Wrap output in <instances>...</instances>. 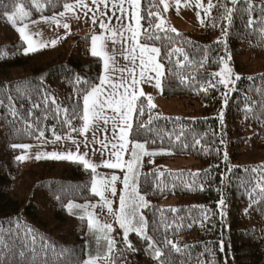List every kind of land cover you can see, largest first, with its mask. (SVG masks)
Wrapping results in <instances>:
<instances>
[{
	"label": "trees",
	"instance_id": "1",
	"mask_svg": "<svg viewBox=\"0 0 264 264\" xmlns=\"http://www.w3.org/2000/svg\"><path fill=\"white\" fill-rule=\"evenodd\" d=\"M19 2L31 13L28 18L13 26L0 15V264H79L86 260L87 219L67 205L96 198L91 169L67 160L18 161L24 148L11 145L49 142L53 132L81 136L72 129L83 127L82 97L99 85L103 59L91 55V33H68L55 46L25 54L27 43L16 28L61 12L65 0H39L42 12L30 0ZM11 3L0 0V8ZM212 4L199 28L172 32L165 23L167 31L161 32L155 24L163 18L164 6L159 0H140V40L145 42V30L160 36L147 42L161 49L162 95L201 105L193 118L166 114L159 107L149 112L146 97L137 101L138 106L143 101L145 114H133L129 138L160 153L145 156L139 172V190L149 201L147 235L164 252L160 259L166 264H264V167H257L264 166V0ZM225 7L231 9L230 19L223 18ZM150 11L159 16L149 17ZM178 47L183 53L165 56ZM221 57L234 66L233 83L227 89L217 84L201 90L223 67ZM189 156L196 160L194 167L163 170L164 161ZM130 242L135 251L118 239L114 264H159L148 241L132 233Z\"/></svg>",
	"mask_w": 264,
	"mask_h": 264
},
{
	"label": "snow or ice",
	"instance_id": "2",
	"mask_svg": "<svg viewBox=\"0 0 264 264\" xmlns=\"http://www.w3.org/2000/svg\"><path fill=\"white\" fill-rule=\"evenodd\" d=\"M31 4L37 11H43V5L39 3V0H30ZM54 0H47V3L52 4ZM127 3L133 9L131 16L133 23L125 24L123 22L122 17L128 12V9L124 7V4ZM159 3L162 4L163 11H168L169 4L167 0H159ZM177 5V9L180 6L181 0H175ZM232 3L235 4L236 0H232ZM92 4L96 5V9L99 12L100 16L107 15L106 12L100 11V5H103L105 9L108 7V0H92ZM185 6H188V0H185ZM196 7L204 8V5L200 2V0H196ZM214 5L209 0L208 5L204 8L205 14H210L211 9ZM64 11L59 13L60 17H64L67 13L74 12L76 8H85L87 11H92L91 8L88 7L85 0H76L75 4L67 2L63 3ZM113 13L112 15L115 16L116 11L118 10L121 13L120 17H116L117 19V26L116 27H109L108 24H105L103 20H100V27L105 30L106 33L111 34V42L113 44V49L111 53L107 51V41L108 37L103 34L100 35H92L91 36V55L94 57H101L104 61V75L99 77V85H94L91 87L90 91H86L83 94V107H82V120H83V127L79 130L73 128L72 131H78L80 134L87 132L90 126L93 124L94 121L103 120L105 124L108 123L109 118L105 115V109H111L115 116H113V139H115L116 143H111V152L110 158L103 160L101 164L93 163L90 159H86L88 156L87 152L81 154L80 152V142L72 140V143L76 145V151H67V152H50V153H37L36 159H54V160H67L78 162L84 166L85 169H91L92 172V180H91V191L95 195L100 197L102 201L101 209L107 208L110 214H113L115 217V221L119 224V227L123 230V242L126 245V250L135 251L133 245L128 239L129 233H136L139 237L143 238L144 240L148 241V247L151 250L153 259L159 261V264H166V259L161 260L160 258L164 256V252L155 247V241L152 237L147 235V221L145 217L140 213V209L147 207V201L145 199V195L141 194L138 188V177L139 171L138 169L142 165V158L144 156H155L160 153L155 151H148L146 149V142L141 143L136 140H129V134L133 129V114L137 113L140 116L145 114V108L143 106V101L140 102L138 106L137 101L140 97L145 96V93L140 90L137 92V85L141 82L150 83L151 80L155 79V88L162 90V78L165 76V69L164 64L160 62L158 59L161 56V49L159 47L151 46L147 41L158 40L160 36L157 34L155 30L148 31L145 30L144 33V43L139 42V37L141 36V19L140 16V0H118V3L113 2L112 4ZM0 15H3L9 22L16 25L17 19L24 20L28 18L31 13L25 10V4L23 2H19V0H12L11 6L8 4L2 5L0 8ZM87 15V12H85ZM149 17L152 16H159V12L148 13ZM200 14L197 12V17L199 18ZM231 17V9L225 7V15L224 19H230ZM43 20L56 23L57 26H60V21L57 19L55 15L51 17H42ZM97 22V16L93 14L92 16V23L95 24ZM111 22V18H109V23ZM201 24L204 23L203 20L200 21ZM148 23L151 25L153 21L151 19L148 20ZM249 25L253 24V21L249 20ZM65 29H69L68 23H63L62 25ZM155 29L161 32H166L167 29L165 28V21L163 18H160L159 23L155 24ZM16 31L19 32L21 39L27 43L28 47L25 49V54L28 52H35L40 50L43 47H46L44 43L35 42L31 35L27 32V25L23 27H17ZM172 32H176L173 28L171 29ZM127 32L130 34L129 37L125 38L124 33ZM261 37L264 39V28L260 30ZM177 35H179L177 33ZM227 33L225 32V36ZM119 37V40L117 39ZM128 39L132 41L130 47H124L127 43ZM121 44V48L117 50L115 45L117 43ZM53 46L57 43V41L51 42ZM138 50V54H137ZM123 55L125 59L131 58L133 65L137 59H139V79H137L135 74V67L133 68H120L117 69L115 67L116 60L115 56L117 52ZM182 48H175L172 52L165 53L167 58H171V55L175 53H183ZM184 59L187 60V55L184 56ZM228 59L230 60L231 57L229 55ZM221 61L223 62V67L220 69L219 72L212 73L211 78L206 79L205 85L201 86V90L207 91L208 88H215L217 84L223 85L226 89L229 87L232 80V69L228 66L227 61L221 57ZM179 64V61L176 62ZM201 66H203L201 64ZM119 71L121 73L120 82L115 83L112 81V73ZM127 71L129 73V77L131 79V83L128 84V78L124 77L122 73ZM148 73H155V77L149 76ZM215 77H219L215 83L212 81ZM185 77L181 76V82ZM236 80H239L240 77L237 75L235 77ZM81 78L77 77V82H80ZM84 83H88V81H84ZM109 85L110 91H107L105 94L104 85ZM127 85V86H126ZM120 89H123L121 92ZM225 95V104H227V93ZM9 101H11L12 97H8ZM36 107L37 105H33ZM155 105L152 101L151 95L147 96V108L149 112ZM67 112V110H65ZM223 112L221 111L219 117L223 120ZM153 117L149 115V119L147 121L148 124L151 123ZM144 124H140V127H144ZM117 128L119 129V133L117 135ZM43 131L40 132V137H43ZM56 141H60L61 137L59 135H55L53 132ZM68 138H71L70 135ZM39 139V137H37ZM179 139V137H177ZM93 142H95V135L93 136ZM84 147H88V140L85 138L83 141ZM199 143V141H197ZM131 145V147H129ZM12 148H24L27 149L30 146L27 144H13L11 145ZM102 147L107 149L108 144L103 143ZM163 152V150H161ZM129 154V159H124V154ZM93 154H95V150H93ZM27 157L26 156H18L16 159L18 161H23ZM227 153L224 154V159L227 160ZM98 167H105L107 169H120L124 171L122 184L123 188L118 195V209H113V201L108 199L105 195L106 192H110L113 197L117 196V181L121 178L115 174H112L110 178L99 177L97 178V168ZM257 167H264V166H257ZM256 168H253L255 171ZM195 175V174H193ZM258 187H260L258 182ZM255 190V189H254ZM260 191L264 194V187H260ZM220 204L223 205V199L220 200ZM68 209L71 211L73 208H79L83 210L84 215L80 217V219L87 218V225L89 232L96 236L97 244L101 239L106 241L107 251L101 255L98 251L96 256H89L88 259L79 262V264H98L99 261L103 260L104 264H114L112 260V252L115 249L116 242L115 240L109 235L113 232V226L111 223L104 222L101 223L97 218L94 211H90L89 208L95 209L96 205H79L69 202L67 205ZM32 229H29V232H32ZM2 243V242H0ZM166 244H170L171 247L176 251L179 252L180 248L170 240L165 241ZM7 245H5L6 247Z\"/></svg>",
	"mask_w": 264,
	"mask_h": 264
},
{
	"label": "rangeland",
	"instance_id": "3",
	"mask_svg": "<svg viewBox=\"0 0 264 264\" xmlns=\"http://www.w3.org/2000/svg\"><path fill=\"white\" fill-rule=\"evenodd\" d=\"M114 2V0H111ZM115 2L118 3V0H115ZM169 4L168 11L165 12L163 15V20L166 24H169V26L176 31H191L195 28H199L201 25L202 16L208 15L205 14L204 8L207 7L208 2L204 3L203 0H200V2L204 5V8H198L196 7V0H188V6H185V0H181L180 6L177 9V5L175 3V0H167ZM87 3L88 7L92 9V11H87L85 8H76L74 9V12L67 13L64 17L58 16V20L60 21V26H57L56 23L52 22L51 20L45 21L42 19V17L37 18L35 20H32L30 22H27L24 25H27V32L31 35V38L39 43H44L47 45H52V41L61 40L64 36H66L68 33H79V34H87L91 33L92 35H97L100 32H103L106 37L109 38L111 42V35L110 33H106L104 29L100 27V20H103L104 22H109V18H100L99 23L93 24L92 23V16L93 14L97 15V9L96 5L92 4V0L85 1ZM212 3V0H211ZM127 3L124 4V7H127ZM130 7V5H128ZM108 9V7H107ZM132 8H129V11L122 17L123 22L127 24L129 20H131V23L134 24V21L132 19H126V17H130V11ZM100 11H106L104 9L103 5H100ZM85 12H87V15H85ZM140 12V9H139ZM197 12H199L200 16L197 17ZM204 12V13H203ZM116 16H119V13L116 14ZM120 17V16H119ZM69 24V29H65L62 25L63 23ZM111 22L116 23V18H111ZM106 24V23H105ZM23 24L19 27H23ZM99 26L101 29L96 27ZM80 28V29H79ZM79 29V30H74ZM67 32V33H65ZM65 33V34H64ZM109 34V35H108ZM125 38L129 37L130 34L125 32L124 33ZM119 40V37H117ZM139 42L143 43L140 40ZM112 43V42H111ZM119 42L116 44V47L119 46ZM132 44V41L128 39L127 43L124 45V47H130ZM154 46V45H152ZM28 47V45H27ZM156 47V46H155ZM109 52V49H107ZM138 54V50H137ZM116 64L119 68L124 66L125 69L127 68H133L135 67V74L137 79H139V59L136 60L135 65H133L131 58L125 59L123 55L117 54ZM159 59V58H158ZM248 57H245L244 60L246 61ZM160 60V59H159ZM228 63V66L232 69V80H233V73H234V66L230 65L229 61L226 60ZM161 62V61H160ZM162 63V62H161ZM249 69V68H248ZM122 75L125 77L128 75V72H123ZM149 76L155 77V73H148ZM115 83H119L115 82ZM128 84L131 83V79L129 78L127 81ZM155 79L153 78L150 83H144L141 82L137 85V92L142 90L145 93V96L147 99L148 95H151L152 101L155 105V107H159L164 113L170 114L173 116H188V117H196L197 116V110L201 107V105L197 102H195L193 105H191L186 99L181 98H168L163 96L162 90L155 88ZM105 86V85H104ZM127 86V85H126ZM105 94L107 91H110L109 85H107V88H105ZM122 92L123 89H120ZM115 116V113H112L110 116H108L109 121L107 124L100 123V121H94L93 124L90 126L89 130L87 132H84L79 137H72L68 138L69 135H62L60 141H56L54 138L53 140L49 142H34V143H28L30 147L27 149H23L18 156H26L27 158L25 160H31L36 158L37 153H50L53 151L56 152H67V151H76V145L72 143V140H75L77 142H80V152L81 154L84 152L88 153V156L86 159H90L93 163L101 164L103 160L110 158V152H111V143H116L117 141L113 139V122L112 117ZM119 133V129L117 128V135ZM95 135V142H93V136ZM87 138L88 140V147H84L83 141ZM130 140V138H129ZM106 143L108 144V148L105 149L102 147V144ZM142 143V142H141ZM131 147V145H129ZM148 150V148L146 147ZM93 150H95V154H93ZM145 156L142 158V164L144 162ZM47 159V158H42ZM124 159H129V154H124ZM196 163V160L192 157H176L172 160H166L162 163L163 170L167 171H178L185 167H194V164ZM142 166V165H141ZM141 168V167H140ZM140 168L138 171L140 172ZM124 171L120 169H107L105 167H98L97 168V178L99 177H105L110 178L112 174H115L119 176L121 179L117 181L116 187H117V196L113 197L110 192H106L105 195L108 199H111L113 201V209H118V195L120 191L123 188L122 179ZM93 175V174H92ZM139 179V177H138ZM139 188V185H138ZM140 191V190H139ZM141 193V192H140ZM142 194V193H141ZM144 195V194H143ZM145 199L147 201V205L149 203L148 198L145 196ZM168 201H162V205L169 204ZM96 205L95 209L89 208L90 211H94L97 218L101 223L108 222L111 223L113 226V232L109 235L115 240V242L118 241V239L121 237L123 239V230L119 227V224L115 221V217L113 214H110L108 212V209L105 207L101 209L102 201L100 200V197L96 195V198L93 200H89L83 203H79V205ZM145 208H141L139 211L140 213L145 217ZM70 212H73L76 215L82 216L84 215L83 210L79 208H73ZM86 218V217H85ZM87 219V218H86ZM146 220V217H145ZM134 233V232H133ZM132 233H129L128 239L130 241V236ZM100 252L101 255H103L107 251V245L106 241L101 239L99 242V245L97 244L96 236L89 232V229L87 231L86 235V259L89 258V256H96L97 252ZM112 255V254H111ZM98 264H104V261L101 260L98 262Z\"/></svg>",
	"mask_w": 264,
	"mask_h": 264
},
{
	"label": "crops",
	"instance_id": "4",
	"mask_svg": "<svg viewBox=\"0 0 264 264\" xmlns=\"http://www.w3.org/2000/svg\"><path fill=\"white\" fill-rule=\"evenodd\" d=\"M85 1H87V0H85ZM75 2L76 1H74V2H71V3H73V4H75ZM112 4H113V2L111 1V0H108V9H106V13H107V15H105V16H100V14H99V12H97V17H98V19H100V18H116V17H119V16H121V13L117 10L116 11V14H118L119 13V16H116V14H115V16H113L112 15V13H113V8H112ZM127 9H128V11H129V6L127 5V7H126ZM105 9V8H104ZM64 11V9L61 11V12H63ZM132 11H133V9L130 11V17H126V19H132V16H131V13H132ZM60 13V12H59ZM59 13H56V14H52V15H49V16H44V17H51V16H53V15H55L57 18H58V16H59ZM97 19V22L95 23V24H97V23H99V20ZM131 22V20H129V22L128 23H130ZM104 23H106V24H108V26L109 27H116L117 26V22L116 23H113V22H104ZM26 24V23H25ZM24 25V24H23ZM96 27L97 28H99V30L101 29L99 26H97L96 25ZM80 29V28H79ZM79 29H74V30H79ZM65 33H67V32H65ZM64 33V34H65ZM100 34H104L103 32H100V33H98L97 35H100ZM109 35V34H108ZM111 35V34H110ZM111 38V37H110ZM107 49H109V53H111V51H112V49H113V44L110 42V40H109V38H108V41H107ZM152 46V45H151ZM115 48L117 49V50H119L120 48H121V44H119V46L118 47H116V45H115ZM119 53V51L117 52V54ZM116 54V55H117ZM115 58H117L116 56H115ZM115 67L117 68V69H120L117 65H115ZM121 68H124V66L122 65V67ZM124 72H126V71H124ZM105 73H104V61H103V71H102V75H104ZM120 76H121V73L119 72V71H116V72H114V73H112V81L113 82H120ZM126 78H130L129 77V73H128V75H126L125 76ZM128 81V80H127ZM105 88H107V84L104 86V89ZM106 90V89H105ZM162 94V93H161ZM113 112L111 111V109H105V115L108 117V116H110L111 114H112ZM98 121V120H97ZM100 121V123H102L103 124V120H99Z\"/></svg>",
	"mask_w": 264,
	"mask_h": 264
}]
</instances>
